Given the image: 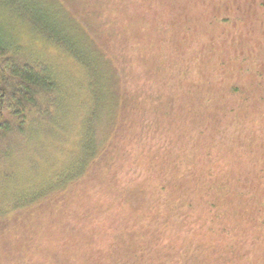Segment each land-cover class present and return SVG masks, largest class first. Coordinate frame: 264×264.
<instances>
[{"label": "trees", "instance_id": "16d2710c", "mask_svg": "<svg viewBox=\"0 0 264 264\" xmlns=\"http://www.w3.org/2000/svg\"><path fill=\"white\" fill-rule=\"evenodd\" d=\"M73 3L0 0V264H235L253 220L226 218L243 174L227 91L201 85L191 100L187 81L164 93L188 70L158 39L145 71L161 90L123 92L132 60ZM117 20L114 36L148 30ZM140 94L152 113L137 110Z\"/></svg>", "mask_w": 264, "mask_h": 264}, {"label": "rangeland", "instance_id": "374dc122", "mask_svg": "<svg viewBox=\"0 0 264 264\" xmlns=\"http://www.w3.org/2000/svg\"><path fill=\"white\" fill-rule=\"evenodd\" d=\"M204 2L203 0H74V6H79L80 4H86L84 8V19L85 21H91L93 24V29L103 30V35L101 40L108 42V47L110 53L117 55L122 61L131 59L132 61L127 62L128 68H124L123 79L127 82H122L121 90L123 92L131 91L137 92L140 88H143L145 94L157 93L161 90V84L158 82V78H154L157 73L151 70V72H146L148 62L156 64L159 62L155 56L147 57L148 45L153 44L159 45L158 39H162V42L167 44L166 52L168 53L169 61L173 62L175 65L173 69L181 68L188 70L185 78L180 76H175L174 79L169 83V86L163 88V92L167 95H174L177 91V86H181L186 89L187 81H190L193 88L191 93L186 97L191 100H197L199 90L201 85L207 87L212 86V90L216 93L219 88L218 76L215 74H208V78H204L202 69L204 63L211 65L215 58H207L201 62L196 58L197 46L200 45V51L202 50V43H206L210 38L217 39L220 33V28L217 23L209 22L212 19L213 12L210 11L209 6L199 5L198 3ZM113 11L114 13H112ZM187 15L184 16V15ZM118 17L117 26L121 25V28L126 27V25H134L137 28V20L141 23H145V28H140L139 35L135 40H131L124 34L112 35L110 30L107 29V23L110 18ZM103 22V26L100 22ZM91 24V25H92ZM217 24V25H216ZM157 27L159 32L155 31ZM102 32V31H101ZM192 42L191 49H187L184 45L185 43ZM155 49V48H154ZM152 49V51H154ZM160 61H163L161 57ZM137 67L134 70V66ZM140 66V67H139ZM127 72L128 79L125 77ZM126 88V89H125ZM223 90V89H222ZM125 93L120 92L123 96ZM197 93V94H196ZM182 101V98H178ZM136 107L137 110L148 111L152 113L153 106L152 100L144 99L141 94L137 97ZM145 104H144V101ZM199 100V99H198ZM219 101H222L221 97ZM142 108V109H141ZM227 131H240L239 122L233 121V125L226 124ZM248 129L251 128L250 122L246 121L245 126ZM235 133L228 136L232 137ZM262 136V134H261ZM198 146V145H197ZM258 154V153H257ZM251 150L247 151L244 158L241 160L242 166L237 167L233 172V175L239 173L245 167L247 171H251L254 168L253 156L257 155ZM248 158V159H247ZM247 159V160H246ZM247 165V166H246ZM85 187V188H84ZM85 191L92 192L91 186L83 185ZM231 194L241 193V190L236 188V190H230ZM91 193L87 194L90 198ZM78 194H82L78 189L76 195L72 198L75 199ZM84 195V194H83ZM84 198V197H83ZM231 199H226L233 207L237 208V212L234 213L232 209L227 214L226 218L229 221H235V219L240 218L243 220H248L251 218H257V222L251 223V227L247 228L246 243H253L233 255V260L235 264H264V225L261 226L262 218L264 219V196H259L255 199L251 195L247 196H236L230 197ZM70 199V200H72ZM69 200V201H70ZM68 207L71 211H77L79 205L75 202H69ZM252 241V242H251ZM191 253V255H193ZM263 254V260L259 261Z\"/></svg>", "mask_w": 264, "mask_h": 264}, {"label": "flooded vegetation", "instance_id": "af4514ba", "mask_svg": "<svg viewBox=\"0 0 264 264\" xmlns=\"http://www.w3.org/2000/svg\"><path fill=\"white\" fill-rule=\"evenodd\" d=\"M203 1L213 12L209 22L217 23L220 33L216 40L212 37L202 43L201 51L198 44L197 56L192 60L204 63L209 57L216 59L211 65L204 63L202 73L218 76V89L227 91L224 104L235 107L227 119L231 126L233 121L239 122L240 131L231 140L241 137L236 141L241 160L249 150L258 153L253 156L254 168L247 171L245 167L242 183L237 186L231 182L230 189L238 188L241 196L255 195L257 199L264 196V0ZM184 45L191 49L192 42ZM246 121L250 122V129L244 127ZM261 223L264 225L263 218Z\"/></svg>", "mask_w": 264, "mask_h": 264}]
</instances>
